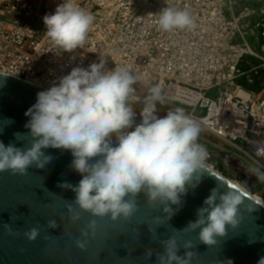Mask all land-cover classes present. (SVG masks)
Listing matches in <instances>:
<instances>
[{
  "label": "clouds",
  "instance_id": "obj_1",
  "mask_svg": "<svg viewBox=\"0 0 264 264\" xmlns=\"http://www.w3.org/2000/svg\"><path fill=\"white\" fill-rule=\"evenodd\" d=\"M158 17L159 28L166 32L195 27L187 10L165 7ZM94 19L76 0H63L54 13L43 17L44 35L63 52H72L83 47ZM137 79L126 67L106 68L105 59L87 68H72L58 82L39 91L36 102L25 112L31 146L19 148L0 142V172L25 175L29 167L42 169L52 160L44 149L68 150L73 157L70 167L81 178L76 185L64 182L58 187L71 189L81 210L94 217L110 214L113 221L120 217L127 220L138 210L137 197L143 193L149 204H158L171 219L175 214L171 205H181L187 186L194 188L200 182L194 178L207 167L208 151L198 143L200 124L184 109L158 114V104L164 102L158 84L143 98L140 122L136 123L132 100ZM256 154L264 155V149L257 148ZM249 171L264 183V165L250 166ZM242 202V190L235 185L226 192L213 188L197 209L195 221L179 231L199 229V241L215 245L217 237L227 234L226 225L234 228L239 223ZM68 212L73 223L81 219L71 205ZM155 219L159 226L161 217ZM48 225L58 227L56 220L48 221ZM88 228L94 235L96 221L91 220ZM24 235L34 241L39 229L32 228ZM81 235L87 237L89 233L82 231ZM160 243L164 252L157 254L158 264H191L192 241L183 245V256L178 255L180 245L175 237ZM76 244L85 249L84 241L78 239ZM151 255L149 250L147 256ZM257 264H264V257Z\"/></svg>",
  "mask_w": 264,
  "mask_h": 264
},
{
  "label": "built area",
  "instance_id": "obj_2",
  "mask_svg": "<svg viewBox=\"0 0 264 264\" xmlns=\"http://www.w3.org/2000/svg\"><path fill=\"white\" fill-rule=\"evenodd\" d=\"M44 1L0 0V71L49 88L72 68L100 59L108 69L126 67L138 78L136 123L143 98L160 85L164 102L158 114L182 108L200 124L207 166L264 194V183L249 171L264 165V155L256 154L264 149V101L254 108L257 93L240 81L251 85L264 69L249 29L253 8L241 0H76L95 19L83 47L63 52L44 35L43 17L54 13ZM165 7L187 10L195 27L161 30L158 13ZM259 49L263 54L264 44ZM255 58L263 62L259 67Z\"/></svg>",
  "mask_w": 264,
  "mask_h": 264
},
{
  "label": "water",
  "instance_id": "obj_3",
  "mask_svg": "<svg viewBox=\"0 0 264 264\" xmlns=\"http://www.w3.org/2000/svg\"><path fill=\"white\" fill-rule=\"evenodd\" d=\"M46 89L0 71V142L19 148L31 146L25 112L36 102V94ZM43 151L52 160L42 169L33 165L25 175L0 172V264H158L157 254L164 252L160 241L169 237L176 238L181 256L186 251L185 242L192 241L191 264H222L226 260L257 264L264 257V205L244 191L239 223L234 228L226 225L227 234L217 237L215 245L200 242L199 229L179 231L195 221L197 209L213 188L226 192L235 185L208 166L194 178L200 181L196 187L187 186L182 204L171 205L175 213L171 219L141 193L134 215L113 221L110 214L94 217L81 210L74 203L75 193L58 187L64 182L76 185L81 178L70 167L71 152L54 148ZM68 205L80 213L79 221H71ZM157 216L161 217L159 226ZM50 220H56L58 227L50 228ZM91 220L96 221L94 235L88 228ZM32 228L39 229V236L29 241L24 233ZM82 231L89 235L82 236ZM78 239L85 242V249L77 247ZM149 250L151 257L147 256Z\"/></svg>",
  "mask_w": 264,
  "mask_h": 264
},
{
  "label": "rangeland",
  "instance_id": "obj_4",
  "mask_svg": "<svg viewBox=\"0 0 264 264\" xmlns=\"http://www.w3.org/2000/svg\"><path fill=\"white\" fill-rule=\"evenodd\" d=\"M241 1L242 4L248 5L256 11V13L252 17V23L250 24L249 29L255 31V35H254L255 45L260 55L262 56L264 55V53L262 54V52H260L259 45L264 44V0H241ZM46 4L49 7L48 11L52 12L55 10L54 8H56L57 6V0H48ZM244 23H246V21ZM252 63L255 66L259 67L263 62L261 61V59L255 58ZM246 69L247 67L243 65L242 71ZM240 81L243 83L245 82L244 84H247V88L253 90L255 93L257 94L261 93L262 90L264 89V69L261 68V70H259L255 83L251 85L246 83L244 77H241ZM252 193L264 199V194L262 195L255 192Z\"/></svg>",
  "mask_w": 264,
  "mask_h": 264
},
{
  "label": "bare ground",
  "instance_id": "obj_5",
  "mask_svg": "<svg viewBox=\"0 0 264 264\" xmlns=\"http://www.w3.org/2000/svg\"><path fill=\"white\" fill-rule=\"evenodd\" d=\"M44 7L46 10L49 9L48 5L46 4L47 1H44ZM58 3V0H57ZM55 9V8H54ZM55 11V10H54ZM237 92L238 93H242V95H244L245 98H248V91H246L244 88H237ZM263 100L264 101V89L262 90L261 93H258L254 96V98L252 99L253 101V106L254 108L258 107V100ZM233 182V184H235L237 187H239V189H241L242 191H244L245 193H247L248 195H250L251 197H253L255 200H257L258 202H260L261 204L264 205V199H262L261 197H259L258 195L253 194L251 191H249L244 185H242L239 181L231 179Z\"/></svg>",
  "mask_w": 264,
  "mask_h": 264
}]
</instances>
